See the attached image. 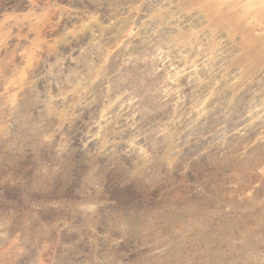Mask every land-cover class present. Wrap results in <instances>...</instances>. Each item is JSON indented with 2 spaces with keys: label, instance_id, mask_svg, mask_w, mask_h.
<instances>
[{
  "label": "clouds",
  "instance_id": "obj_1",
  "mask_svg": "<svg viewBox=\"0 0 264 264\" xmlns=\"http://www.w3.org/2000/svg\"><path fill=\"white\" fill-rule=\"evenodd\" d=\"M0 264H264V0H0Z\"/></svg>",
  "mask_w": 264,
  "mask_h": 264
}]
</instances>
